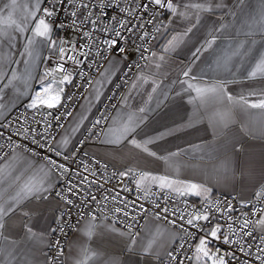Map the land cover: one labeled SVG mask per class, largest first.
Returning a JSON list of instances; mask_svg holds the SVG:
<instances>
[{
	"label": "crops",
	"instance_id": "1",
	"mask_svg": "<svg viewBox=\"0 0 264 264\" xmlns=\"http://www.w3.org/2000/svg\"><path fill=\"white\" fill-rule=\"evenodd\" d=\"M43 1L40 0V6ZM184 2L187 3L189 0ZM11 3L12 0H0V74L4 77L0 79V89H2L0 119L17 106L22 105L28 108V104L37 93L40 96L45 95L42 91L43 86L62 79L50 68L56 53L41 46L39 38H37V44L28 45L27 37L32 35L35 18L27 17V13L33 11L37 0H15L14 9L3 11L5 5ZM220 3L221 0H213V6ZM223 4L225 7L215 8L214 12L200 14L201 17L211 15L225 27L221 29V33L217 34L216 44L203 52L195 63L192 62L194 60L193 46L199 47L206 37L210 38L207 30L194 29L195 34L190 33V38H182L185 43L165 53L159 45L196 22V12L190 9L179 8L178 12L185 11L186 18L177 20L172 17L175 20L174 24L169 21L171 13H167V25L175 31H169L157 42L155 49L157 57L147 62L142 71L133 77L123 95L126 97L131 93L130 98L127 102L121 99L102 137L97 142L88 144L87 152L112 167L115 164L114 168L123 170L120 166L130 156L132 146H125L126 140H121L120 143L109 141L116 140L125 125L132 126L141 116H145L144 113L139 112L141 107L146 110L150 108L152 110L147 111L143 123L137 129L140 135L136 138L137 140L156 138V143L150 144L149 148L156 151L157 156L162 158L148 157L146 153H143L146 159L139 161L140 168L136 170L151 173L154 176H169L170 179L177 181L174 190L171 191L174 193H177L175 189L188 192L186 184L189 182L199 183L204 188L211 189V191L201 190L199 196L187 194L193 200L225 194L236 195L239 200L245 201L253 196L256 189L264 182V109L251 108L244 105L242 101L239 103L237 101L241 95H244L249 104L264 99V95H261L264 76H257L251 80L245 79L248 72L252 71L259 62L260 54L264 53V47H261V42L264 41V0H245L244 5L239 7L237 0H223ZM228 9H232L235 15H232ZM9 12H11L12 21L26 28L23 33L15 31L6 23ZM36 17L38 18V11ZM25 20L26 23H23ZM220 24L216 27L219 28ZM5 28L16 38L14 48L8 47L7 37L2 35V30ZM57 37L58 34L54 31L52 38L59 42ZM251 40H255L256 44L250 45ZM249 47L251 51L247 56H243ZM9 52L10 56L7 55ZM21 52H24L23 56L20 55ZM161 55L165 57L163 61L159 60ZM110 60L113 63L107 62L103 69L107 82L102 87L94 84L85 96L87 98L84 97L66 128L57 137L56 145L62 136L68 134V144L57 145L60 150H71L111 88L123 61L117 57H112ZM157 63L160 65L159 68L156 67ZM189 67L191 68L190 76L184 77L182 72ZM193 74L197 77L196 80L190 79ZM138 76L141 79L136 80ZM177 78L200 88H211L222 83L225 96L214 98L213 93H205L201 98L194 90L190 94L182 92L181 89L186 88L187 84L173 83L177 81ZM99 79H101L100 76L97 80ZM134 80L135 88L132 87ZM66 84L60 87L64 88ZM157 85L156 92H153V87ZM249 85H255V87H249ZM95 88L101 89L99 100L95 99ZM56 89L57 83H52L49 95L56 94ZM177 92H181L182 99L177 97ZM250 92L256 94L249 95ZM227 94L233 95L234 100L227 101ZM63 95L64 92L61 94L62 98ZM37 103L39 104V99ZM84 115L88 119L79 125ZM78 125L80 131L73 133L72 128ZM189 145L202 147L183 152L179 156L170 155L175 153L177 148L189 149ZM224 149L233 160L234 175L227 181L218 180V177L229 176L227 170L213 167V164L223 159ZM135 151L138 155L140 154V150ZM237 160L242 164L251 162V166L245 168L243 172L236 171ZM132 166L135 168V165ZM52 175L53 172L46 163L21 151H13L0 164V203H11L18 193L22 194L25 186L48 185ZM57 183L58 181H54L51 184L49 191L44 194V199L37 200L30 197L22 200L21 205H18V207L25 204L29 207L38 206L40 209L39 212L30 213V219L26 222L34 225L33 231L42 239L33 241L30 238L28 241H23V231H20L18 236L10 237L22 241L28 250L32 249L33 243L38 244L40 251L30 258V264H45L48 235L59 209V201L52 195ZM144 183L149 188L157 186L158 181L146 180ZM24 211H27V208L18 212L17 215L23 217ZM103 223L108 225L107 231L103 233L100 231V222L90 225L85 219L80 223L68 242L64 264H108L110 260H118L120 264H136L137 257L130 254L123 246V241L128 239L127 231L110 223ZM20 224V220L13 221L16 229H19ZM256 229L261 234L258 226ZM122 233L125 235H121ZM136 238L137 246H141V251L147 248L150 252L163 254L177 242L179 232L176 228L155 218H149L143 229L137 233ZM198 244L199 239L196 247ZM196 255L195 252L192 264H197ZM200 255V264H205L202 254ZM152 264H157L154 258ZM207 264L211 262L208 261Z\"/></svg>",
	"mask_w": 264,
	"mask_h": 264
},
{
	"label": "snow or ice",
	"instance_id": "2",
	"mask_svg": "<svg viewBox=\"0 0 264 264\" xmlns=\"http://www.w3.org/2000/svg\"><path fill=\"white\" fill-rule=\"evenodd\" d=\"M48 6L43 7L42 15L38 18L36 17V12L40 10V0H37V3L33 6V11L27 13V17L35 18V27L32 29V35L27 37L28 45H35L37 44V38H39V44L43 47H46L49 51L59 53V60L60 63L56 66V71L58 72H67L68 74L64 75L62 79L58 82L52 81L47 85L42 87V91L44 92V96H40L39 93L36 94V97L32 99L31 103L28 104V108L35 110V112L41 115V119L36 121L37 125L44 124L45 127L42 131H37L35 127L30 126H22L21 128L17 129L15 133L8 134V147L14 148L18 147L13 140L14 136H22L24 139L29 137V133L31 132V139L34 143H37L40 147H48L51 151H53L57 156H63L65 160H68L70 157L65 154L64 152L59 150V147L52 145L49 141V129L52 128V124L48 121V117L52 116L51 111H47L45 115L43 109L52 110L62 106V96L61 94L64 92V88L60 87V85L68 83H72L71 73L65 68V63L67 61H73V63L77 66V71L81 79H84L86 73L83 68L79 67L80 65H86L89 69H95L101 79L96 80L95 84L100 85L101 87L107 82V76L104 71H100L101 64L97 58L108 60L109 63H113L109 58L105 55L107 52L115 51L116 53L123 54L125 53V48L120 46L123 42L128 41L134 44L136 51L140 54V59L142 61L147 62L151 61L153 58L157 57V52L151 51L152 47H156L160 38L164 36L169 31H175V29H170L169 25L167 24H156L155 21L157 19L155 13H163L167 11L171 13V17L169 18L170 23H175V20L172 17H175L177 20H182L186 18L185 11H179V8L183 9H190L196 12V22L190 24L189 26L185 27L182 32L177 33L171 39L166 40V42L162 45H159L163 48L164 52L167 53L175 49V47L179 46L181 43H185L182 39L183 37H189V34H195L194 29L196 31H204L207 30L208 37L205 38L204 43L201 44L199 47L193 46L194 50L192 51V56L194 60L192 61L195 63L196 60L200 59V55L203 52L208 51L214 44H216L218 35L221 33V29L225 26L220 24L219 20H214L211 15L201 17V13L203 12H214L215 8H223L225 5L223 4V0H221L220 4H216L213 6V0H201V2H197V0H189V2L185 3L184 0H45ZM123 3L124 7H120V4ZM245 0H237V6L244 5ZM117 6L119 11L125 14V19L116 20L113 17V20L116 21L118 27H111L110 29L107 27L101 28L102 31H110L111 35L100 42H97L94 37L93 30L100 28L102 23V14L103 9L107 6ZM15 0H12V3L9 5H5L3 11H7L9 9L15 8ZM71 8V11L68 14L72 17V27L77 31L84 29L86 25H91L92 30H84L82 31V36L86 39V43L80 45V50L77 52V55H72L73 51H77L75 46L70 49H66L65 47L59 46L60 43L65 42H57L53 39V32L55 27H64V25H56L55 24V17L57 16L60 10L68 11V8ZM99 8V12L93 11L94 8ZM152 10L154 15L148 19L147 24L152 25L153 31L149 32L146 30V25L141 22L139 25L132 24L129 19L127 18H134L136 20L143 21L144 15L149 11ZM228 11L235 15V12L232 9H228ZM6 23L14 28L15 31L23 33L26 28L23 27L21 24H17L15 21L11 20V12H9V17ZM26 23V20L23 22ZM217 24H220V27H216ZM163 29V31H162ZM159 34V35H158ZM2 35L7 37V44L8 47L14 48L15 47V37L12 36L7 28L2 30ZM190 38V37H189ZM250 45H255L256 41L251 40ZM171 46V47H170ZM243 47V44H241ZM261 47H264V41L261 42ZM84 48L89 49V51H83ZM251 51V47L245 50L243 56H247L248 53ZM148 53V55H145ZM7 55H11L9 52ZM21 56L24 55V52L20 53ZM66 57V59H65ZM89 57L91 59L89 60ZM164 56H159V60L163 61ZM243 58V57H242ZM19 63V61H16ZM87 62V63H86ZM137 70L142 71V65L136 64L135 65ZM156 67L159 68V63L156 64ZM191 72V68L189 67L187 70L182 72L184 77H189ZM127 76V74H125ZM257 76H264V53L260 54L259 62L255 65L252 71L248 72L245 79H255ZM3 75L0 74V79H3ZM141 79L140 76L136 77V80ZM190 79L196 80L197 77L193 74ZM127 83V80H125ZM52 83H57L56 94L49 95V89L52 87ZM155 83V82H154ZM173 83H180L181 85L187 84L186 88H182V92L191 93L194 90L198 97L203 98L205 93H213L214 98H222L225 96V89L222 83H218L211 88H200L196 87L192 83H188L185 80L174 81ZM88 86H93V80H87ZM132 87H136L135 80L132 82ZM157 87H153L152 91L156 92ZM249 87H255V85H249ZM262 91L261 95H264V84H262ZM2 92V89H0ZM255 92H250L249 95H255ZM101 95V89L95 88V99L99 100ZM177 97L182 99L181 92L176 93ZM131 93L129 96L123 97L122 99L124 102L130 98ZM87 98V97H85ZM37 99H39V104L37 103ZM69 101L72 100V97H67ZM151 99V97H150ZM165 99H167V95L165 94ZM227 101H233L234 97L231 94L226 95ZM243 102L244 105H247L251 108H258L264 109V99H261L257 103H251L245 99L244 95H241L239 98V102ZM91 102V101H90ZM159 103V100L157 101ZM152 109H147L141 107L139 109L140 113H144L145 116L147 111H151ZM73 113L71 111H65L59 115L54 117L55 121L57 122L56 127L63 129L64 124L61 123L63 119H67L72 117ZM145 116H141L134 125L129 126L125 125L123 131L121 132L120 136L114 140L109 141L110 143H120L121 140H126L127 145L132 146V151L130 156L125 161L123 165H121V169L114 173V175H118L119 177H132V182L135 183V191L143 192L145 196L148 195L149 188L145 185L144 181L151 180V181H158L157 187L159 190H174V185L177 181H174L169 178V176H154L151 173H145L143 171H137L136 169L140 168V160L146 159L142 154L146 153L148 157H156L160 159L162 157L157 156L156 151H152L149 148L150 144L156 143V138L149 137L148 139H141L137 140V136L140 133L137 129L143 123ZM88 117L86 115L81 117L79 121V125L83 124L84 120H87ZM107 119L106 116L103 114L92 123L91 127L87 129L88 133L91 135L92 129L96 128L98 125L101 124L102 120ZM75 126L72 128V132H79L80 126ZM3 127V125H0ZM39 137V139H38ZM131 137V138H129ZM55 139V137H52ZM45 141V143H41V141ZM69 142L68 134L66 133L64 136L61 137L59 141H57V145H67ZM83 146V142H81V147ZM201 145H189V149H182L177 148L175 153H170L171 156H179L181 153L189 151V150H197L201 148ZM140 150V154L138 155L135 150ZM233 149H235V145H233ZM5 158L4 154V145H0V160ZM72 158H75V152L72 154ZM211 159V157L209 158ZM51 169H54L52 179L49 180L48 185H40V186H25L22 190V194L18 193L17 197L13 198L11 203H0V264H30V258H33L36 253L40 251L38 244L33 243L32 249L28 250L24 247L22 241H18L16 239H11L10 237L13 235L18 236L20 231L24 232L23 241H28L30 238L33 241H37L42 239V237L37 236V234L33 231L34 225H29L26 220L30 219V213L39 212L40 209L38 206L29 207L28 205H21L22 200H27L30 197L35 198L37 200H42L45 198L44 194L49 191L51 184L54 181L60 180L61 177L68 176L70 172V166H67L64 163H57L55 160L49 159L48 161ZM135 165V168L132 166ZM115 167V164L113 165ZM251 166V162H244L243 164L237 160L235 162V169L236 171H241L245 168H249ZM213 167H218L221 169L227 170L229 176L225 177H218V180L223 179L227 181L230 176L234 175L232 172L233 167V160L232 156L228 154L227 150H223V159H220L218 163L213 164ZM85 171L87 168L85 167ZM58 173V174H57ZM79 173L73 172V175H78ZM95 175V172L92 173ZM87 183L89 185L96 184L97 181H89L87 176L82 177L81 184ZM188 192H181L179 189H175L178 195L184 196L187 194H194L199 196L201 194V190L203 191H211L210 188H204L202 184L189 182L186 184ZM78 185L73 183L69 180L67 185V192L72 195H83L82 192H78ZM133 189H128L127 185L124 186V191H132ZM57 197H60L65 204L72 205L73 200L69 198L67 195H63L60 192L56 193ZM262 193H257V197L260 198ZM91 199L97 205V209L99 210V215L101 217L104 216V208L106 205L102 204L100 200H97L95 195H91L90 193L88 196L85 197L84 203H88V199ZM113 201L120 200L121 203L124 204V207H116L114 212L115 213H123L126 218H130L132 220V224H127L126 227L128 229L126 235L128 237L127 240L123 241L124 249H126L130 254H133L137 257L136 264H152L153 258L157 262V264H163L164 257L167 256L170 261H178V264H184L183 260H180L177 255L174 254L173 251H165L163 254L157 252H150L149 249L144 248L143 251L140 250L141 246H137V233L132 231L133 225L136 222L137 215L143 214L144 216L148 215V209L145 208L143 204H139L138 211L135 214H132L127 209L129 204L126 198H121V192L117 191L115 195L112 197ZM104 201L108 200V196L105 195L102 197ZM154 208L157 209L154 213L155 218L157 220L163 218L168 220L171 224H176V219H169V209L167 207H161L159 203H154ZM131 207L133 209L137 208V201L131 202ZM24 208H27V211L23 212V217L18 216L17 213L23 211ZM220 211L219 208L216 209ZM211 207H206L203 209H196L187 214V218L183 213H180L178 216V220L186 223L188 226L192 228H199L201 227V221H210V214H211ZM231 211V205H228L227 208L224 210V215L227 218L226 228L224 225L219 223L212 226L205 235L199 238V244L196 247V260L197 264H200L201 255L204 258L205 264L208 261L211 264H230V260H236V251H222L221 249L217 248L215 251H212L210 244L213 241H222L223 244L235 246L238 251L243 256V264H264V209H257L254 210L252 215L255 216L257 211L262 213L260 218L252 221L250 220L247 215L243 220V223L239 225V229L237 230L234 228V224L236 221L233 219L232 216L228 215V212ZM163 213V217L161 214ZM171 216L177 217V210L171 211ZM106 218V217H105ZM58 219H63V214ZM98 219V214L96 212L90 211L88 217L86 218V222L88 224H94ZM238 219V218H237ZM20 220L21 224L19 229L14 228L13 221ZM183 223L180 225L182 230L187 231V229L183 228ZM251 225V228H250ZM59 226V225H58ZM261 229V234L256 235V227ZM108 225L104 224L103 221H100V231L101 233L107 231ZM63 231V228L60 229ZM54 231V230H53ZM121 235H125L122 233ZM136 246V247H134ZM57 247H59V241H57ZM184 247L183 244L180 245V249L182 250ZM142 258V259H141ZM187 259V257H186ZM108 264H120L118 260H110ZM237 264H240L237 261Z\"/></svg>",
	"mask_w": 264,
	"mask_h": 264
},
{
	"label": "built area",
	"instance_id": "3",
	"mask_svg": "<svg viewBox=\"0 0 264 264\" xmlns=\"http://www.w3.org/2000/svg\"><path fill=\"white\" fill-rule=\"evenodd\" d=\"M46 6L48 5L44 0L42 5L40 6V10L38 11V17L42 15V9ZM124 6L126 5H124L123 3L120 4V7ZM70 11L71 8L69 7L68 11H64L62 9L58 12L57 16L54 18L55 24H62L64 25V27H55L54 31L58 34V41L65 42L60 43L59 46L65 47L66 49H70L75 46L77 51H73L71 53L75 56L80 50V45L86 43V39L82 36V31L92 29L91 25H86L85 28L81 29L80 31L74 29L72 27V17L68 14V12ZM93 11L99 12L100 9L97 7L94 8ZM167 13V11H164L162 14L155 13L157 17L155 23L167 24ZM153 15L154 13L150 9L144 15L143 21L136 20L134 18L127 19H129L132 24L136 25H139L141 22H143L146 25V30L151 32L153 31V27L152 25L147 24V21ZM113 17H115L116 20L125 19V14L120 12L117 6L113 5L105 7L103 9L102 23L100 28L93 30L94 37L97 42L103 41L111 35L110 31H102L101 28L107 27L110 29L113 26L118 27L116 21L113 20ZM120 46H123L125 48V53L119 54L115 51L105 53L109 60L112 57H117L123 61V65L118 71L111 88L109 89L108 93L106 94L105 98L100 103L98 108L95 110L90 122L77 138L71 150L63 151L59 149L70 157L68 160H65L63 156H57L48 147H40L37 143H34L31 139V132L29 133V137L27 139H24L22 136H14L13 140L15 141V144L18 145V147H8V134L10 132L15 133L17 129L21 128L22 126L35 127L37 131L43 130V128L45 127L44 124H36V121L41 119V115L35 112V110L22 105L17 106L9 114L0 119V125H3V127H0V145H4L5 158L13 151L18 150L25 154H28L36 160L46 163L52 172L54 171V169H51V166L48 163L49 159L55 160L57 163H64L67 166H70V172L68 176L61 177L60 180H58L56 187L52 191V195L59 201V209L51 225V230L48 235V246L45 253V264H64L68 242L71 236L77 230L80 223L88 217L90 211L96 212L98 214V219L96 222H100L102 220L103 222L110 223L116 227H119L120 229L128 231L126 225L132 224V220L130 218H126L123 213L114 212L116 207H124V204L121 203L119 199L113 201L111 198L117 191L121 192L122 199H127V202L129 204L127 210L132 214H135L136 211H138L139 204H143L145 208L148 209V215H137L136 222L132 228L133 232L139 233L143 229L149 218H155L154 213L158 210L154 208V203H159L161 207H167L170 210L169 219H176L177 223L175 225L169 223L168 220H165L163 218L159 219L158 221L178 230L179 238L177 242L169 248L168 251H173L180 260L184 261V264H192V260L196 252L197 240L201 236L205 235V233L212 226L219 223L221 225H224L226 228L227 218L224 215V210L228 205H231V211L228 212V215L232 216L236 221V223L234 224V228H236L237 230L239 229V225L243 223L245 215H247L250 220L255 221L260 218V215L262 213L257 211L256 215L253 216V211L257 209H264V182L256 189L253 196L245 201L239 200L236 195L225 194L208 196L200 200H193L188 195L180 196L177 193L168 191L166 189L161 191L157 186L149 187L148 195L145 196L143 192H137L134 190L135 183L132 182V177L121 178L118 175H114V173L120 169L112 167L105 161L87 152L86 146L90 143L97 142L102 137L109 123V120L111 119L116 107L120 103L125 91L129 87L131 80L139 71H141L137 70L135 65H142V69L146 65L145 61H142L140 59V54L136 51L133 43L125 41ZM149 47L151 48V51H155L156 49V47H152L151 45H149ZM83 51L87 52L89 51V49L84 48ZM145 55H148V53H145ZM90 59L91 57H89V60ZM97 59L101 64L100 71H103L108 60H103L100 58ZM60 62L61 61L59 60V53L57 51L55 57L51 61L50 68L55 75H57L59 78H62L68 73L56 71V66ZM79 67L83 68L86 73L84 79H81V77L79 76L77 66L73 63V61H67L65 63V68L68 70V72L71 73L72 83H67L64 87L62 106L52 110H42L44 111L45 115L47 114V111L52 112V116L48 117V121H50L52 124V128L49 129V141L52 145L55 146H57V137L66 128L69 121L80 106V103L93 87L87 85V80L90 78L93 80V84H95V81L99 78V74L95 69H89L86 67V65H80ZM125 74H127V76ZM125 80H127V83L125 82ZM69 96L72 97L71 101L67 99V97ZM66 110L71 111L73 115L72 117L63 119L61 121V123L64 124L63 129L57 128V122L55 121L54 117L65 112ZM102 114L106 116L107 119L102 120L100 125L92 129L93 134L90 135L87 129L90 128L97 117H100ZM52 137H55V139H52ZM81 142H83L82 147ZM41 143H45V141L42 140ZM73 152H75L74 159L72 158ZM3 160H0V164ZM85 167L87 168V171H85ZM73 172L79 174L73 175ZM93 172H95V175H92ZM84 176H87L89 181L95 180L97 181V183L91 185L87 183L81 184V179ZM69 180L78 185L77 191L82 192L83 195L72 196L67 192V185ZM125 185H127L128 189L133 190L124 191ZM57 192L69 196V198L73 200V204H65V202L60 197H57ZM89 193L91 195H95L97 197V200H100L102 204L106 205V207L104 208L103 217L99 215L97 205L92 202L90 198L88 199L87 204L84 203L85 197L88 196ZM257 193H262L260 198L257 197ZM105 195L108 196L107 201H104L102 199V197ZM132 201H137L136 209H133L131 207ZM206 207H211L212 210L210 214V221H201V227L199 228H192L186 223L178 220V216L180 213H183L185 215V218H187L188 213L196 209H203ZM217 208H219L220 211H217ZM172 210H177V217L171 216ZM62 214L63 219H58ZM161 217H163V213L161 214ZM182 223L183 228L187 229V231L182 230V228L180 227ZM61 227L63 228V231L60 230ZM256 235H260L257 232V229ZM57 241H59V247H57ZM181 244L184 245L182 250L180 249ZM210 247L212 251H215L217 248L221 249L222 251H236L237 259L230 260V264H237V261H239L240 264H243L244 258L235 246L223 244L222 241L218 240L211 242ZM163 264H178V261H170L168 257L165 256Z\"/></svg>",
	"mask_w": 264,
	"mask_h": 264
}]
</instances>
